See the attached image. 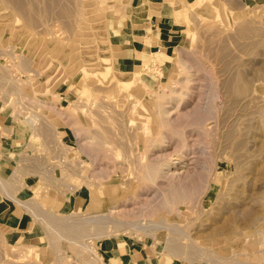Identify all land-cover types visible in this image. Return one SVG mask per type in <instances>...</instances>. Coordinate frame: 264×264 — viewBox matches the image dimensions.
<instances>
[{"label":"rangeland","instance_id":"obj_1","mask_svg":"<svg viewBox=\"0 0 264 264\" xmlns=\"http://www.w3.org/2000/svg\"><path fill=\"white\" fill-rule=\"evenodd\" d=\"M172 1V57L126 86L112 36L150 0H0V139L22 142L0 182L36 227L0 231V264L88 263L114 236L264 264V0Z\"/></svg>","mask_w":264,"mask_h":264},{"label":"crops","instance_id":"obj_2","mask_svg":"<svg viewBox=\"0 0 264 264\" xmlns=\"http://www.w3.org/2000/svg\"><path fill=\"white\" fill-rule=\"evenodd\" d=\"M184 1L188 4L192 0ZM172 2V0H150L148 12L136 28L133 27L131 31L124 28L117 37L112 36L113 51L120 55L121 66L125 70H135L140 62L143 65L150 61L153 56L159 59L165 56L166 61L172 57L171 55L177 47L175 44L177 29L174 26L172 16L174 10L170 7ZM141 3L140 1L135 3L136 8H139L138 12L141 10ZM145 56L148 57L144 60ZM166 67L167 64L163 63L161 70L164 71ZM20 145L22 142L19 138L12 143H6L5 140L0 139V157L3 160L2 167L6 171L13 170L14 166H17L16 158ZM15 195L11 191L7 197L0 190V231L14 240H26L30 234L35 232L34 216L30 214L31 218L28 215V212H31L30 207L15 198ZM78 198V196L69 198V203L74 208L77 207ZM56 203L61 207L60 202L59 204ZM21 209L26 211L23 213ZM114 237H111L109 241L104 240L98 246V256H89L91 262L87 263L79 259L78 262L72 264H188L182 259L179 260L176 257L166 255L165 252L162 253L157 245L153 244L156 243L154 240L135 239L136 241H131V237ZM94 258L97 259L96 262L92 261Z\"/></svg>","mask_w":264,"mask_h":264},{"label":"bare ground","instance_id":"obj_3","mask_svg":"<svg viewBox=\"0 0 264 264\" xmlns=\"http://www.w3.org/2000/svg\"><path fill=\"white\" fill-rule=\"evenodd\" d=\"M207 1V0H206ZM107 39H105V40H103L102 42H104V44L105 43H108L107 41H106ZM104 45H101L100 46V50H102V47H103ZM112 54L113 55H111V56H109V57H107L106 58V60H112V58L114 57V58H117L118 56H117V54H115L114 52H112ZM101 59H103V58H101ZM103 62H104V60H103ZM109 62L110 61H108V62H106V63H108V64H106L105 65V69H106V71H108L109 72V70L111 69V65L109 64ZM122 64V63H121ZM124 64V63H123ZM123 67V66H122ZM90 69V68H89ZM105 71V70H104ZM104 71H102V72H104ZM120 71V70H119ZM92 72V71H91ZM90 73V72H89ZM122 73L124 74V76H122V77H120L119 79H118V81L119 82H121V83H123V84H125L126 86L127 85H134L135 83H136V81H138L137 79H140L141 80V73L139 72V71H137V70H123L122 71ZM41 74V73H40ZM96 74H98V73H96ZM91 75V74H90ZM92 76V75H91ZM100 76H102V75H100ZM96 77V76H95ZM98 78V77H97ZM115 78V77H114ZM99 79V78H98ZM143 79V78H142ZM142 81V80H141ZM189 112V111H188ZM179 116V115H178ZM175 174V173H174ZM1 178V177H0ZM116 185V184H115ZM177 189V188H176ZM175 189V190H176ZM174 190V191H175ZM101 193H103V192H101ZM195 193V192H194ZM182 194V193H181ZM186 194H188V192H186ZM193 194V193H192ZM163 195V194H162ZM169 195V194H168ZM167 195V196H168ZM172 195H173V193H172ZM104 196V195H103ZM103 196H97V198H96V203L97 204H102V205H104V207L106 206L105 204H107V203H109V201H107V198L108 197H103ZM177 196V195H176ZM180 196V195H179ZM163 197V196H162ZM183 197H185V196H183ZM172 198V197H171ZM175 198V197H174ZM162 200L164 199V198H161ZM175 200V199H174ZM174 200L172 199L171 201H173L174 202ZM182 200V199H181ZM161 201V200H160ZM176 201L177 200H175V204H176ZM162 202V201H161ZM163 202H165V203H163L164 205L165 204H168V200L165 198V200L163 201ZM172 202V203H173ZM171 203V204H172ZM162 204V205H163ZM92 248V247H91Z\"/></svg>","mask_w":264,"mask_h":264},{"label":"built area","instance_id":"obj_4","mask_svg":"<svg viewBox=\"0 0 264 264\" xmlns=\"http://www.w3.org/2000/svg\"><path fill=\"white\" fill-rule=\"evenodd\" d=\"M0 187H2L0 190H1V193L3 194H5L7 197L9 196V194L6 192V190L4 189V186H3V184L0 182ZM25 207V206H24ZM27 210H28V208H26ZM29 211V210H28ZM30 214L32 215V216H34L31 212H30ZM92 255H94L95 256V254H93L92 253Z\"/></svg>","mask_w":264,"mask_h":264}]
</instances>
